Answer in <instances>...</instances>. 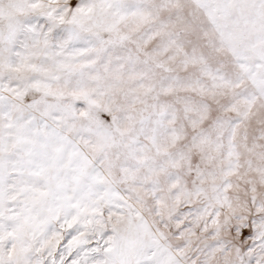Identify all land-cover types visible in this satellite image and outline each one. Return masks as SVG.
I'll return each instance as SVG.
<instances>
[{
    "label": "snow or ice",
    "instance_id": "1",
    "mask_svg": "<svg viewBox=\"0 0 264 264\" xmlns=\"http://www.w3.org/2000/svg\"><path fill=\"white\" fill-rule=\"evenodd\" d=\"M0 264H264V0H0Z\"/></svg>",
    "mask_w": 264,
    "mask_h": 264
}]
</instances>
